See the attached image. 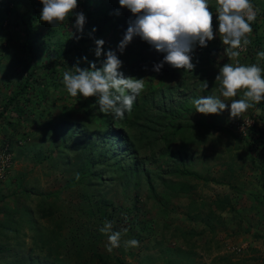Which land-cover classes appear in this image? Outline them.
<instances>
[{
	"label": "rangeland",
	"instance_id": "1",
	"mask_svg": "<svg viewBox=\"0 0 264 264\" xmlns=\"http://www.w3.org/2000/svg\"><path fill=\"white\" fill-rule=\"evenodd\" d=\"M64 1L58 0L57 7ZM238 2L173 0L170 13L162 18L164 58L141 70L144 85L151 70L154 88L160 87L147 93L146 86H138L133 104L144 114L132 130L119 127L125 142L118 147L115 161L121 166L132 163L122 167L128 171L120 181L125 180L131 191L127 195L118 191L114 197L120 234H108L109 226L104 224L103 243L98 244L104 251L115 249L112 254L126 262L264 264V146L260 139L255 143L250 138L251 115L264 118V102L263 108L258 105L259 100L264 101L259 84L262 58L253 49L251 24L240 15ZM27 3L9 0L8 9L0 6V107L14 90V74L21 67L17 58L29 56L20 43ZM249 3L256 17L259 7ZM208 11L216 15L213 21H207ZM193 35L200 43L188 47L186 37ZM38 54L28 60L41 61L44 54ZM68 69L62 71L63 76ZM134 74L140 72L135 70ZM111 93H115L111 81L92 90L94 96L104 99ZM143 93L149 96L147 103ZM110 116L119 117L117 113ZM5 117L0 123L11 119L10 115ZM147 120L146 138L156 144L153 149L141 148L142 141L136 146L133 142ZM33 126L30 119L19 130L28 131ZM3 136L0 128V164L2 159L4 163L0 171V219L21 204L34 209V199L24 197L23 186L55 192L52 198L65 199L66 203L56 216L65 221L57 241L62 243L60 256L64 261L72 255L75 239L66 208L71 195L65 186L72 171L45 170L28 148L35 141L28 137L18 138L20 142H12L14 148L4 152L8 144ZM19 175L24 177L22 187L17 182ZM178 181L185 182L188 189L177 192L168 186ZM132 206L136 207L134 214ZM126 207L131 209L126 212ZM41 235L47 234L42 231ZM4 243L8 247L3 248L0 242V264L53 263L29 238L20 246L14 241ZM81 264L99 263L90 257Z\"/></svg>",
	"mask_w": 264,
	"mask_h": 264
},
{
	"label": "trees",
	"instance_id": "2",
	"mask_svg": "<svg viewBox=\"0 0 264 264\" xmlns=\"http://www.w3.org/2000/svg\"><path fill=\"white\" fill-rule=\"evenodd\" d=\"M245 2L249 6V2H252L259 7L256 17L255 14L247 16L245 21L251 24L253 49L262 58L263 74L259 84L264 90V1ZM158 4L161 11H167V0H160ZM1 5L8 9L9 0H0ZM57 5L58 0H28L25 7L27 15L24 17L26 27L22 30L23 40L20 43L29 50V56L20 57V60L17 58L21 67L14 74V90L5 96L0 107V119L9 115L11 119L0 123V128L4 134L3 141L6 140L8 144L7 149L12 150L14 144L11 143L18 141V138L28 137L35 140L28 148L44 164L45 170L72 171L65 186L71 195L67 201L70 207L66 208H69L67 218L71 221V236L75 238L71 242L73 251L71 256L62 261V243L57 241L65 221L62 222V218L56 216L60 206L66 204L65 199L56 201L52 198L56 196L55 192H40L25 186L22 190L25 192L24 197L34 199V209L21 204L13 209L14 212L0 219V242H3V248H7L4 242L14 241L20 246L29 238L38 245L39 250L45 251L46 257L52 259V264H81L82 260H90V257L99 264H131L112 254L114 244L112 252L100 249L98 244L103 243L104 224L109 226L108 234H120V221L116 217L118 205L114 197L118 191L124 195L131 191L125 180L120 181L125 179L128 171L122 167L131 166L132 163L121 166L115 161L119 158L116 155L118 147L125 142V135L119 127L125 126L132 130L144 111L134 106L136 98L132 94L129 98L125 95H110L104 99L94 96L92 90L98 85L105 86L113 77V65L106 63V48L110 47L108 40L114 39L120 44L118 49L111 50L112 56L122 55L128 66L134 62L137 63V70H141L164 58L159 31L148 22L147 26L138 13L134 12L129 18L127 5L122 7L118 15L111 0H65L62 7L58 8ZM212 13L207 12L211 21L216 17ZM124 18L128 19L126 24H123ZM134 29H138L140 35L125 48L130 43L126 37ZM192 37H186L188 47L200 43L199 37ZM39 52L44 54L41 61L28 60ZM73 67L82 69L72 74L81 80L73 81L63 76L64 69ZM149 72L145 85L142 74L140 77L132 76L129 84L137 83L142 89L146 86V92L149 93L156 87L153 83L154 73L151 70ZM146 97L149 96L143 99L145 103ZM263 102L258 101L260 108H263ZM110 113H117L119 117L114 119ZM30 119L33 128L20 131L19 127ZM251 119V141L256 143L260 139L263 147L264 118L252 114ZM139 128V135L133 141L135 146L142 141L141 148L153 149L156 144L146 138L149 120ZM134 144L130 143V146ZM122 155L126 154L123 152ZM23 179V175L17 177L21 187ZM169 185L177 192L188 189V185L181 181L170 182ZM130 209L126 207V212ZM135 210L136 207L132 206V214ZM42 231L47 235L42 236Z\"/></svg>",
	"mask_w": 264,
	"mask_h": 264
},
{
	"label": "clouds",
	"instance_id": "3",
	"mask_svg": "<svg viewBox=\"0 0 264 264\" xmlns=\"http://www.w3.org/2000/svg\"><path fill=\"white\" fill-rule=\"evenodd\" d=\"M159 1L160 0H113L112 3L118 10L117 14L121 12V9L123 6L127 5V15L129 18H132V15L135 13H138L141 15L144 23L148 26L151 25L153 28H155L159 34L160 42L163 46L162 41V34L163 29L161 25L162 18L163 20L166 19L167 15L170 13L172 7H173V0H167L168 9L166 12L161 11V7H159ZM249 9L251 10V15H254V12L249 6ZM207 21H211V17L207 16ZM128 22V19L124 18V23L126 24ZM148 22V23H147ZM140 35V32L138 29H134L133 31L128 33V36L126 37V40H129L130 43L126 45L125 48H127L131 43H134L137 37ZM117 39V38H116ZM119 40V39H117ZM107 44L110 45V47L106 48V63H111L113 65V74L115 75L110 81H111V87L115 91V93H111V96H122L125 95L128 98L133 95L134 91H137V83L129 84V80L132 76L134 77H140L141 70H138L140 74L138 76H135L134 71L137 70L138 66H136L132 62L131 66L127 65V62L125 59H123L120 55V57L112 56L111 50L113 48L118 49L119 43H117L114 39L112 41H107ZM79 70H82L80 67H73L69 68L66 72V78L75 80H81L78 76L72 75L74 72H78ZM136 85V86H135ZM115 86V88H113ZM110 95L108 97H110ZM18 142H20L18 140ZM7 148L5 147L4 152H7ZM4 169V163L3 159L0 164V171H3Z\"/></svg>",
	"mask_w": 264,
	"mask_h": 264
},
{
	"label": "built area",
	"instance_id": "4",
	"mask_svg": "<svg viewBox=\"0 0 264 264\" xmlns=\"http://www.w3.org/2000/svg\"><path fill=\"white\" fill-rule=\"evenodd\" d=\"M238 3H240L239 11L241 12L242 16L247 17L252 14L251 10L249 9V4L245 2V0H239Z\"/></svg>",
	"mask_w": 264,
	"mask_h": 264
}]
</instances>
